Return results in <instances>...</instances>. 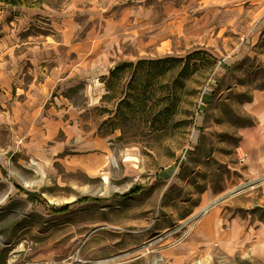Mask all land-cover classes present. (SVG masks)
I'll return each mask as SVG.
<instances>
[{"label": "rangeland", "instance_id": "1", "mask_svg": "<svg viewBox=\"0 0 264 264\" xmlns=\"http://www.w3.org/2000/svg\"><path fill=\"white\" fill-rule=\"evenodd\" d=\"M41 18L42 34L58 36ZM76 20L80 30L61 35L107 75L47 97L45 111L61 109L60 96L71 106L60 112L65 125L46 131L42 175L22 167L34 163L27 136L0 122V193L17 177L41 183L25 193L36 207H10L12 196L0 204V249L9 244L13 264H264V157L249 158L242 141L248 128L264 134V0H123V32L109 38L87 31L93 15ZM195 53L184 72L180 64L150 82L147 118L135 109L123 132L112 130L116 100L102 97L112 86L128 92L138 76L107 82L113 60ZM164 107L161 131L153 115ZM256 136L248 149L260 146ZM24 211L29 221L13 218Z\"/></svg>", "mask_w": 264, "mask_h": 264}, {"label": "crops", "instance_id": "2", "mask_svg": "<svg viewBox=\"0 0 264 264\" xmlns=\"http://www.w3.org/2000/svg\"><path fill=\"white\" fill-rule=\"evenodd\" d=\"M37 4V7H33ZM82 15H93V18H96L95 22L89 24L87 31L99 33V38H109L117 32H123V0H66L59 9H50L43 4V0H21L16 4L0 0V122L15 129L16 133L27 136L25 156L34 163L31 166L26 162L22 167L26 169V173L34 172L31 175H42V161L47 160L46 131L53 124L59 127L65 125L61 119L63 113L60 112H68L71 106L66 98L60 96L62 108L56 105L48 107L45 111L47 97L60 92L63 96L64 93L72 91L80 79L93 77L97 80V76L107 75L101 72L97 65L91 66L87 61H81L87 60L88 55L81 52L79 41L64 39L61 35L67 31L77 33L80 26L77 28L76 25L80 24L76 17ZM41 16L50 17L51 26L55 27L58 36L42 34V26L48 25L37 20L48 22V19H42ZM36 29L39 31L36 32ZM22 30L27 34L23 39H17ZM112 63L109 68L119 62L113 60ZM87 93L88 87L83 90L84 95ZM19 96L21 99H18ZM64 100L67 103H62ZM254 135L257 136L253 144L256 141L260 146L257 150H250L248 140ZM242 141L246 145L249 158L255 159V155L264 157V134L258 135L248 128ZM37 167L39 172L35 171ZM17 179L21 183H10V186L0 193V204L5 202L6 196H12L11 200L6 201L11 204L10 207L17 205L20 208V203L36 207L35 200H29L25 193L35 192V188L41 184L40 179H26L24 176ZM0 183H6V178L1 172ZM17 217L29 221L25 211L13 218ZM20 222L24 223V220ZM8 246L9 244H4V248L0 249V264L15 262L16 255L12 253L11 256L5 249Z\"/></svg>", "mask_w": 264, "mask_h": 264}, {"label": "trees", "instance_id": "3", "mask_svg": "<svg viewBox=\"0 0 264 264\" xmlns=\"http://www.w3.org/2000/svg\"><path fill=\"white\" fill-rule=\"evenodd\" d=\"M5 3L16 4L21 2V0H3ZM201 53H195L185 56L184 58H175V57H165L159 58L155 60H139L136 63H128V62H119L116 63L109 71H108V80L115 79L120 81L123 78V74L127 73L129 70L138 72L137 76V85L132 87L128 92L120 91L118 95L114 93V87H110L113 92L110 96L105 95L108 99L116 100V105L114 110L111 111V117L107 120L111 125L112 130L119 129L123 132V120L127 117H134L137 112H134L136 109L139 110L140 116L142 118H147L152 113V108H148V104L150 99L155 95L152 90V86L150 82L157 78V76H162L166 70L176 67L180 64L183 65L180 73L185 71V68L188 66L190 60L201 59ZM107 89L108 86H106ZM131 87V86H130ZM66 95V94H65ZM168 107H164L157 110V113L153 116L158 121L160 127L159 130L163 131L166 128L168 119H169V111ZM142 113H141V111Z\"/></svg>", "mask_w": 264, "mask_h": 264}, {"label": "built area", "instance_id": "4", "mask_svg": "<svg viewBox=\"0 0 264 264\" xmlns=\"http://www.w3.org/2000/svg\"><path fill=\"white\" fill-rule=\"evenodd\" d=\"M238 150H240L239 148H238ZM237 154H238V158H239V160H244V158L246 157V155L244 154V152H241V153H238V151H237Z\"/></svg>", "mask_w": 264, "mask_h": 264}]
</instances>
